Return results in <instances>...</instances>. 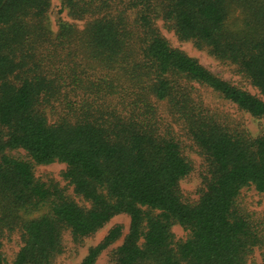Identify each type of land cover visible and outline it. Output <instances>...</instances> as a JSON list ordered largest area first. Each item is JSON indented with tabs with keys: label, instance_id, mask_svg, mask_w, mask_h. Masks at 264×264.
Masks as SVG:
<instances>
[{
	"label": "trees",
	"instance_id": "obj_1",
	"mask_svg": "<svg viewBox=\"0 0 264 264\" xmlns=\"http://www.w3.org/2000/svg\"><path fill=\"white\" fill-rule=\"evenodd\" d=\"M123 1L60 0L72 18L90 19L82 29L59 19L53 33L50 0H0V236L18 230L22 240L12 264H54L64 230L79 241L121 214L129 228L112 264H247L263 242L237 200L245 187L264 195V135L220 123L196 86L264 115V0H126L118 7ZM237 9L245 18L230 25ZM157 21L234 65L261 97L172 48ZM75 52L91 75L83 76L77 62L83 70L69 68ZM70 95L75 101H67ZM58 105L69 113L55 111L49 120L46 108ZM161 105L206 162L205 190L195 204L182 200L179 183L192 167L163 131ZM56 162L66 165L64 179L88 207L35 179V165ZM44 205L40 217L20 215ZM175 225L188 231L179 243ZM120 236L121 228H112L80 264H95Z\"/></svg>",
	"mask_w": 264,
	"mask_h": 264
},
{
	"label": "rangeland",
	"instance_id": "obj_2",
	"mask_svg": "<svg viewBox=\"0 0 264 264\" xmlns=\"http://www.w3.org/2000/svg\"><path fill=\"white\" fill-rule=\"evenodd\" d=\"M124 1L119 3L118 7L123 6ZM50 3L51 8L48 12V22L50 23V28L53 33H56L58 30L57 22L59 19L74 25L78 29H82L85 23L90 19L89 16L83 19L72 18L67 10L61 9L60 0H50ZM125 3H127V1ZM244 18V13L237 9L234 14L232 13L229 24L232 25L231 23H235L234 25H239ZM156 25L163 38L172 48L178 49L187 56L196 59L202 66L221 80H224L252 95L261 97L258 90L250 84L249 80L236 72L234 65L220 62L212 58L207 54L206 50L197 49L190 41H180L173 32L168 31L163 27L162 21H157ZM80 54L81 53L75 52V55L78 57H71L70 61L72 63L69 68L80 70V67L73 65V62H77L84 68V70L81 69L83 70L82 75L89 76L91 73H89L86 68L85 60ZM60 64L61 61H57L55 66ZM65 66L66 67H63L62 69L68 71L67 63ZM196 90L197 95L203 101L204 105L215 115L220 123L227 125L231 129L244 131L252 138L264 135V115L261 117H254L249 113L238 109L236 105L223 99L216 92L205 87L196 86ZM75 97L76 96L74 95H70L67 101H75ZM56 107L57 108L54 111H50V107L46 108V114L49 120L55 119V111H65V113H69L64 109L63 105H58ZM160 114L162 116V123L165 127L163 131H167V133L175 139L180 147L181 153L191 164L192 171L186 178L180 181L179 188L182 200L185 203L195 204L205 190L204 176L206 175V162L186 130H184L182 124L180 125L169 118L164 105L160 106ZM5 153L15 158L30 160L22 150H10ZM65 171L66 165L57 162L49 165H35L33 169L35 179L47 185H57L64 191V194L67 197L71 198L79 206L88 207L89 204L81 197L74 194L72 186L64 179L63 175ZM237 210L258 230L263 242L261 246L255 247L247 264H264V195L257 192L254 187L243 188L238 196ZM46 212H48V206L44 205L38 213L32 214L31 216L22 215V213H20V215L24 219H32L40 217ZM129 221V217L125 214L115 216L97 232L88 237L82 238L79 241H74L70 232L64 230L61 236L62 252L55 257L54 264H80L83 258L87 255L88 250L99 245L104 240L107 233L112 228L118 226L121 228V236L105 249L95 262V264H112L113 253L118 246L122 244L124 236L128 232ZM171 231L175 243L182 242L188 237V231L178 225L173 226ZM21 246V232L18 230H14L10 233L6 231L0 236V252L5 259V264H12Z\"/></svg>",
	"mask_w": 264,
	"mask_h": 264
}]
</instances>
